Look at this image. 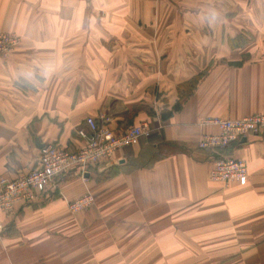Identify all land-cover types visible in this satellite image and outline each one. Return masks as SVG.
<instances>
[{
    "label": "crops",
    "instance_id": "crops-1",
    "mask_svg": "<svg viewBox=\"0 0 264 264\" xmlns=\"http://www.w3.org/2000/svg\"><path fill=\"white\" fill-rule=\"evenodd\" d=\"M0 29L18 38L0 56V177L36 169L43 145L81 147L87 117L152 129L0 215V264H264V133L227 149L243 187L212 181L197 147L217 132L201 121L264 113V0H0Z\"/></svg>",
    "mask_w": 264,
    "mask_h": 264
},
{
    "label": "built area",
    "instance_id": "built-area-1",
    "mask_svg": "<svg viewBox=\"0 0 264 264\" xmlns=\"http://www.w3.org/2000/svg\"><path fill=\"white\" fill-rule=\"evenodd\" d=\"M17 43L15 35L0 29V56L11 54ZM108 124L109 119L104 113L95 118L87 117L85 128L76 131L82 141L81 147L66 150L52 144L43 145L39 149L36 169L15 179L0 177V215L31 205L40 197L56 196L59 194L58 180L61 177L71 172H77L83 177L89 169L113 161L117 151L138 145L152 133L148 122L131 126L121 133L112 131ZM201 125L215 128L217 132L203 134L198 140V149L216 153L231 144L238 145L242 139L264 133V113L233 119L207 118L201 121ZM209 174L212 181L225 185L236 181L243 187L248 181L246 162L235 157H216ZM93 203L94 197L84 194L69 201L67 208L71 213H79L89 209ZM3 231L0 225V235Z\"/></svg>",
    "mask_w": 264,
    "mask_h": 264
},
{
    "label": "trees",
    "instance_id": "trees-1",
    "mask_svg": "<svg viewBox=\"0 0 264 264\" xmlns=\"http://www.w3.org/2000/svg\"><path fill=\"white\" fill-rule=\"evenodd\" d=\"M193 84V82L192 83H190V85H192ZM185 86V87H184ZM183 87L184 88H188L189 89V85H183ZM181 108V105H180V100H178V102H176L175 104H174V106L172 107V109H171V111H164V112H162L161 114H160V117H161V119L162 120H165V119H167L168 117H170L171 116V114L173 113V112H177L179 109ZM235 144H231V145H229L227 148H225V149H223V150H221V151H217L215 154H216V157H218V156H224V155H226L227 156V149H229L230 147H233ZM92 169V168H91ZM90 170V169H89ZM111 174V171H109V175Z\"/></svg>",
    "mask_w": 264,
    "mask_h": 264
},
{
    "label": "water",
    "instance_id": "water-1",
    "mask_svg": "<svg viewBox=\"0 0 264 264\" xmlns=\"http://www.w3.org/2000/svg\"><path fill=\"white\" fill-rule=\"evenodd\" d=\"M242 142H244V139H242Z\"/></svg>",
    "mask_w": 264,
    "mask_h": 264
}]
</instances>
